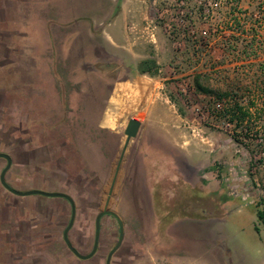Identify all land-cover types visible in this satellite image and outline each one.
<instances>
[{
    "label": "rangeland",
    "instance_id": "obj_1",
    "mask_svg": "<svg viewBox=\"0 0 264 264\" xmlns=\"http://www.w3.org/2000/svg\"><path fill=\"white\" fill-rule=\"evenodd\" d=\"M76 1L71 12L69 0H0L6 182L67 193L76 206L68 238L88 253L134 117L141 127L108 205L123 222L111 263L186 264L170 231L190 223L207 231L219 264H261L264 0H220L209 13L199 4L186 26L157 24L154 41L153 0ZM147 57L155 75L136 70ZM5 165L0 157V172ZM69 217L62 197L20 196L0 183V264H105L117 219L102 217L98 251L79 259L62 238Z\"/></svg>",
    "mask_w": 264,
    "mask_h": 264
},
{
    "label": "water",
    "instance_id": "obj_2",
    "mask_svg": "<svg viewBox=\"0 0 264 264\" xmlns=\"http://www.w3.org/2000/svg\"><path fill=\"white\" fill-rule=\"evenodd\" d=\"M140 127H141V122L134 117H130L127 121L125 128H124L123 132L126 135L125 141L122 145V148L120 150V154L118 156V159H117V162L115 165V169H114L112 179H111L108 191H107V195H106V198L104 201V205H103L102 209L95 216V230H94L93 247L89 253H86V254L79 253L74 248V246L71 244V242L69 241L68 230L72 226L73 220L75 217V203H74L73 199L67 193L61 192V191H46V190H42V189L18 190V189L11 187L5 180V173L12 164V158L9 154L4 153V152H0V157L4 158L6 160V165L3 167V169L0 172V183L8 191H10L14 194L20 195V196L37 194V195H43V196H48V197H63L65 199H67L71 205V214H70L69 222L63 231V239H64V242L66 243V246L68 247V249L78 258L86 259V258L90 257L93 253H95L96 248L98 246V240H99L100 218L104 214L114 215L118 219L119 226H120V232H119V238H118L116 245L110 250V252L107 255L105 264H109L111 255L117 249V247L120 245V243L123 239V222L121 221V219L118 217V215L113 210L108 208V205H109V202L111 200V196L113 194V189H114L115 182H116V179H117L119 171H120V167H121L124 155H125L126 148L129 144L130 139L137 135Z\"/></svg>",
    "mask_w": 264,
    "mask_h": 264
},
{
    "label": "built area",
    "instance_id": "obj_3",
    "mask_svg": "<svg viewBox=\"0 0 264 264\" xmlns=\"http://www.w3.org/2000/svg\"><path fill=\"white\" fill-rule=\"evenodd\" d=\"M199 4L204 5L205 12L209 13L219 7L220 0H153L154 17L146 25V29L150 30V39L154 41L153 29L159 23L167 30L175 26H186L193 9L198 8Z\"/></svg>",
    "mask_w": 264,
    "mask_h": 264
},
{
    "label": "crops",
    "instance_id": "obj_4",
    "mask_svg": "<svg viewBox=\"0 0 264 264\" xmlns=\"http://www.w3.org/2000/svg\"><path fill=\"white\" fill-rule=\"evenodd\" d=\"M32 1L33 0H31V2ZM76 3H77L76 0H73L72 2L69 0V4L72 5V8L70 9L71 12L76 11V9H77L75 7ZM71 17H73V16L71 15ZM73 18H75V17H73ZM26 25H27V27H30V29L31 28L33 29L34 28V20L27 21ZM47 25H49V24H47V23L42 24V26H47ZM188 218H190V217H188ZM184 219H186V218H184ZM179 220H182V219H176L177 222H179ZM170 228L172 229V225ZM170 234L175 235L176 244H181V246L185 248L184 251H185L186 255L182 256L180 258V260H183L186 264L193 263L192 260L190 263L188 262V259L190 257H193V256H197V257L203 256V258L207 259L208 264H219L220 255H219L218 249H217V251L211 250L209 243H208V235H207L208 233H207V231L205 233L201 226H198L196 224H190V223L189 224L188 223L181 224V227L179 229H177L176 231L174 230V232L170 231ZM205 235H207L206 239H204ZM184 238L186 239V245L183 244ZM260 241H262V240L260 239ZM188 242H191V246ZM262 243L264 245V241H262ZM172 246H173V244H172ZM172 246H171V249H172ZM211 254L214 256V258H212V260H211V257H212ZM197 257H194V258L196 259ZM261 264H264V256H263V260H262Z\"/></svg>",
    "mask_w": 264,
    "mask_h": 264
},
{
    "label": "trees",
    "instance_id": "obj_5",
    "mask_svg": "<svg viewBox=\"0 0 264 264\" xmlns=\"http://www.w3.org/2000/svg\"><path fill=\"white\" fill-rule=\"evenodd\" d=\"M136 70L140 74H148V75H155L158 72V64L155 59L147 57L142 58L138 61L136 65ZM197 87L199 90H206L204 87L200 85V83L197 80ZM258 218L262 221L264 224V211H258L257 212Z\"/></svg>",
    "mask_w": 264,
    "mask_h": 264
},
{
    "label": "flooded vegetation",
    "instance_id": "obj_6",
    "mask_svg": "<svg viewBox=\"0 0 264 264\" xmlns=\"http://www.w3.org/2000/svg\"><path fill=\"white\" fill-rule=\"evenodd\" d=\"M62 198H63V197H62ZM64 199H65V198H64ZM66 200H67V199H66ZM67 201H68V200H67ZM68 202H69V201H68ZM99 211H100V210H99ZM99 211H98V212H99ZM75 212H76V206H75ZM70 214H71V205H70ZM104 215H111V216H114V215H112V214H104ZM104 215H102L101 218H100V226H101V219H102V217H103ZM114 217H115V216H114ZM115 218H116V217H115ZM69 219H70V217H69ZM116 219H117V218H116ZM73 221H74V220H73ZM117 221H118V219H117ZM68 222H69V221H68ZM72 225H73V224H72ZM118 225H119V222H118ZM66 226H67V225H66ZM65 228H66V227H65ZM65 228H64V229H65ZM70 228H71V227H70ZM69 230H70V229H69ZM69 230H68V232H69ZM94 230H95V220H94ZM63 231H64V230H63ZM119 232H120V226H119ZM99 236H100V232H99ZM62 238H63V232H62ZM118 238H119V234H118ZM63 241H64V239H63ZM69 241H70V240H69ZM117 241H118V239H117ZM117 241H116V243H117ZM121 242H122V241H121ZM65 244H66V243H65ZM120 244H121V243H120ZM115 245H116V244H115ZM115 245H114V246H115ZM98 246H99V240H98ZM98 246H97V248H96L95 253H93V254H92L90 257H88V258H91L92 256H94V255L96 254V252L98 251ZM114 246H113V247H114ZM119 246H120V245H119ZM119 246L117 247V249L119 248ZM92 247H93V244H92ZM113 247H112V248H113ZM74 248H75V247H74ZM112 248H111V249H112ZM75 249H76V248H75ZM91 249H92V248H91ZM91 249H90V251H91ZM111 249H110V250H111ZM117 249H116V250H117ZM76 250H77V249H76ZM110 250H109V252H110ZM116 250L113 252V254L116 252ZM77 251H78V250H77ZM90 251H89V252H90ZM78 252H79V251H78ZM89 252H88V253H89ZM109 252H108V253H109ZM79 253H80V252H79ZM108 253H107V255H108ZM113 254L111 255L110 263H109V264H112V263H111V259H112ZM107 255H106V258H107ZM76 257H77V256H76ZM88 258H86V259H88ZM106 258H105V263H106ZM79 259H82V258H79Z\"/></svg>",
    "mask_w": 264,
    "mask_h": 264
}]
</instances>
